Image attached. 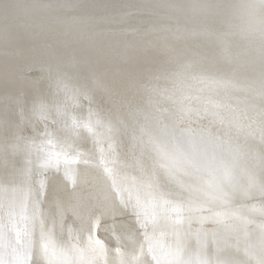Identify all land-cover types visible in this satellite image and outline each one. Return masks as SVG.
I'll list each match as a JSON object with an SVG mask.
<instances>
[{
  "label": "bare ground",
  "instance_id": "obj_1",
  "mask_svg": "<svg viewBox=\"0 0 264 264\" xmlns=\"http://www.w3.org/2000/svg\"><path fill=\"white\" fill-rule=\"evenodd\" d=\"M173 126L199 169L182 181L153 163ZM262 154L257 0H0L3 264H46L41 243L51 264H85L94 216L92 264H200L217 244L256 264Z\"/></svg>",
  "mask_w": 264,
  "mask_h": 264
},
{
  "label": "snow or ice",
  "instance_id": "obj_2",
  "mask_svg": "<svg viewBox=\"0 0 264 264\" xmlns=\"http://www.w3.org/2000/svg\"><path fill=\"white\" fill-rule=\"evenodd\" d=\"M258 6L264 10V0H257ZM167 132V130L165 129ZM171 136L175 143L172 146L157 145L155 148L156 158L153 160L154 165H158L159 168L156 170L155 174L158 177H168L171 179L182 181L185 175H191L193 170H199L197 162L192 158L191 154L184 150L182 146V141L184 139L185 133L183 131L177 130L175 126L172 127ZM141 142H143L141 140ZM150 142L151 138H150ZM24 148L27 149L28 142L24 141ZM51 163V159H45L42 163L43 167L49 166ZM261 166L264 167V154L260 157ZM160 170H163L161 173ZM151 192H157L159 185L152 180H149L146 185ZM255 186V180L253 179L250 182V187ZM261 190L264 191V182L261 183ZM160 198H163V194H160ZM139 204V201H138ZM101 221L98 216H94L93 221L89 224L88 228V246L86 249L78 250L81 254L87 252L90 254L91 259L85 261V264H92L93 260L97 256H103L107 249L104 247L103 242L99 238V229H100ZM95 232V235L93 233ZM147 238V237H146ZM41 240H43V235L41 236ZM197 241L201 244V251L206 247V240L201 241L199 234L197 235ZM141 253L143 254V244H141ZM75 249L76 246L73 245ZM151 251V245H150ZM223 250L220 248L219 244H217V254L213 259H208L207 254L205 253V258L200 261V264H251L250 261H239L234 259H229L227 257H222L219 255ZM39 252L42 257L45 258L46 264H51V260L48 257V246L44 243H41ZM182 252V249L177 250V254L179 255ZM155 259V256H153ZM0 264H3L0 261ZM29 264H35V261L32 259L31 255L29 256ZM79 264V261H77ZM131 264V262H129ZM139 264H151V262L147 259H143L139 261ZM157 264L159 262L157 261ZM256 264H264V255L256 262Z\"/></svg>",
  "mask_w": 264,
  "mask_h": 264
}]
</instances>
